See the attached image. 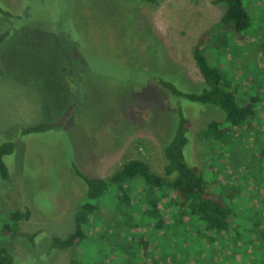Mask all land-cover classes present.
<instances>
[{
	"label": "rangeland",
	"instance_id": "rangeland-1",
	"mask_svg": "<svg viewBox=\"0 0 264 264\" xmlns=\"http://www.w3.org/2000/svg\"><path fill=\"white\" fill-rule=\"evenodd\" d=\"M0 8V144L16 141L4 158L10 178L0 177V246L15 264H71L79 255L83 264H264V0L249 2L255 36L237 43L216 33L217 45L203 46L240 91L261 94L255 116L239 133L208 140L199 135L222 111L185 107L189 160L217 179L212 187L236 213L231 228L214 230L211 241L198 226L126 223L108 192L83 225L87 242L71 249H53L51 238L76 230L86 188L73 165L108 177L141 159L164 174L162 149L177 117L154 78L203 86L194 50L223 8L214 0H0ZM71 104L62 127L21 133ZM142 194L131 192L140 208ZM14 212L22 214L16 224ZM138 234L146 248L134 243Z\"/></svg>",
	"mask_w": 264,
	"mask_h": 264
},
{
	"label": "trees",
	"instance_id": "trees-1",
	"mask_svg": "<svg viewBox=\"0 0 264 264\" xmlns=\"http://www.w3.org/2000/svg\"><path fill=\"white\" fill-rule=\"evenodd\" d=\"M138 1L151 3L155 0ZM250 1L214 0L223 8L221 23L218 27L203 33L194 50L197 65L205 81L203 86L199 89L186 90L165 76L159 75L154 78L153 84L164 91L166 99L168 98L169 104L173 106L171 110H174L177 117L176 129L162 149L165 158L164 174H157L141 159L125 162L108 177L90 176L74 164L73 171L84 182L86 188L85 200L77 214L75 232L64 238L53 236L51 238L53 249H71L83 246L87 242L88 235H85L83 225L90 224L88 215L100 207L98 204L101 202L100 199L108 192L114 197L113 209L123 212L126 223L153 222L159 229L175 224L181 227L198 226V236L201 238L206 235L211 241H213L211 234L214 230L223 232L231 228L236 213L233 212L231 204L226 201L224 194L212 187L213 184L218 183L217 179L208 174L209 167L205 170L197 168L189 160L191 124L185 107L210 104L222 111L223 119L207 123L199 135L201 139L208 140H222L226 135L239 133V129L255 116L261 94L240 91L230 76L218 65L210 62L203 47L206 43L217 45L213 40V35L216 33L229 34L237 43L255 36L253 15L249 9ZM4 38L5 35L1 33L0 45ZM72 110L71 104L67 107L65 115L54 122H40L22 127L21 133L23 135L39 133L62 127ZM165 110L169 112L167 108ZM15 145L16 141L0 144V177L3 180L10 178L9 168L4 158L14 151ZM260 156L264 159V149ZM136 188H140L143 192L140 200L145 201V207L140 208L137 205L139 203L137 199L133 202L131 192ZM135 204L137 208L130 210ZM20 215L22 214L15 212L12 214L15 224V218ZM141 215L145 217H140ZM136 228L139 229V227ZM5 230H8L7 226ZM145 238L147 237L138 234L134 243H137L138 247L146 248L147 244L142 245ZM79 257L80 255L74 258L71 264H83ZM0 264H15V258L6 246H0Z\"/></svg>",
	"mask_w": 264,
	"mask_h": 264
}]
</instances>
